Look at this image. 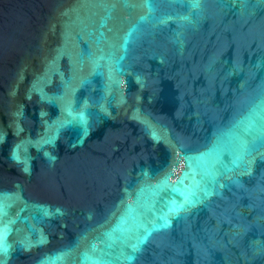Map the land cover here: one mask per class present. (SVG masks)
<instances>
[{"label":"water","instance_id":"95a60500","mask_svg":"<svg viewBox=\"0 0 264 264\" xmlns=\"http://www.w3.org/2000/svg\"><path fill=\"white\" fill-rule=\"evenodd\" d=\"M0 264H264V0H0Z\"/></svg>","mask_w":264,"mask_h":264}]
</instances>
